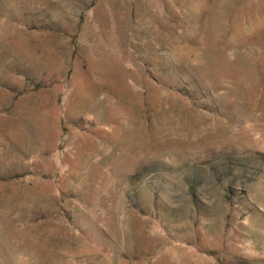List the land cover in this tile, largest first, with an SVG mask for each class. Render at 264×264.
<instances>
[{
    "label": "rangeland",
    "instance_id": "obj_1",
    "mask_svg": "<svg viewBox=\"0 0 264 264\" xmlns=\"http://www.w3.org/2000/svg\"><path fill=\"white\" fill-rule=\"evenodd\" d=\"M0 264H264V0H0Z\"/></svg>",
    "mask_w": 264,
    "mask_h": 264
}]
</instances>
